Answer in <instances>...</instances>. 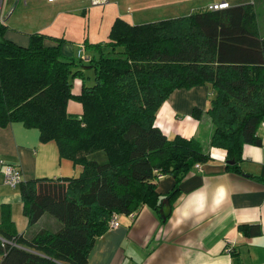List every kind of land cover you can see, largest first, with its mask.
<instances>
[{
    "label": "trees",
    "instance_id": "16d2710c",
    "mask_svg": "<svg viewBox=\"0 0 264 264\" xmlns=\"http://www.w3.org/2000/svg\"><path fill=\"white\" fill-rule=\"evenodd\" d=\"M7 29L0 20V127L21 123L38 130L40 142H55L60 159L82 171L20 184L28 226L49 214L61 228L17 235L3 206L0 264H87L113 213L128 215L143 206L158 213L194 166L211 160L196 140L168 139L155 126L158 109L175 90L211 86L210 146L225 152L227 171L264 183V167L258 176L244 175L240 167L244 146H264L257 134L264 123V35L253 4L140 25L116 18L108 53L96 44L99 56L88 66L63 56V39L35 33L23 47L4 37ZM83 67L93 69V83L74 94V81L88 70ZM71 100L81 105L80 115L68 114ZM201 114L192 112L195 119ZM165 176L174 186L162 198L157 184ZM238 230L250 238L261 233L258 225ZM232 257L237 262L235 252Z\"/></svg>",
    "mask_w": 264,
    "mask_h": 264
},
{
    "label": "crops",
    "instance_id": "0c3cea01",
    "mask_svg": "<svg viewBox=\"0 0 264 264\" xmlns=\"http://www.w3.org/2000/svg\"><path fill=\"white\" fill-rule=\"evenodd\" d=\"M5 1V7H0V20L8 27L4 37L14 44L27 46L29 38L17 35L20 41L12 33H18L15 27L20 18L16 15L13 24L9 23L15 6H10L13 0ZM91 1L105 3V0ZM28 2L30 4V0ZM219 2L222 1H209L207 6ZM25 4L26 7L28 4ZM120 17L121 14L112 11L107 18L108 25L99 35L107 39L113 21ZM20 23L25 27L22 33H42L73 41L67 34L66 23L58 27L47 23L42 26L33 20ZM45 44L54 45V42L47 40ZM65 45L61 46L64 57H75L81 49L74 51L72 46ZM69 49L71 55L68 56ZM81 56L89 59L83 58L82 53ZM83 85V80L76 79L73 93L78 94ZM213 95L210 85L175 90L160 106L155 119V126L168 139L176 135L194 139L211 160L200 164L199 169L194 167L181 181L178 192L168 200L170 212L166 220L146 206L133 212V217L118 214V227L108 228L96 239L87 264H264V183L227 171L225 152L210 146L213 126L206 110ZM77 106L70 105L71 115L82 113L81 105ZM194 109L202 111L198 119L192 116ZM257 134L264 141V126ZM242 157L240 167L244 175L258 176L264 167V146L246 145ZM5 164L16 166L24 182L78 177L82 167L60 159L56 143L40 142L36 129L26 128L21 123L0 127V220L5 206L17 235L32 238L40 231L57 232L61 225L48 214L42 215L35 225L28 226L22 212L19 187L13 189L3 183ZM173 186L172 177H160L157 192L164 198ZM239 225H258L261 233L245 237L239 232ZM232 252L236 253L237 262H234Z\"/></svg>",
    "mask_w": 264,
    "mask_h": 264
},
{
    "label": "rangeland",
    "instance_id": "374dc122",
    "mask_svg": "<svg viewBox=\"0 0 264 264\" xmlns=\"http://www.w3.org/2000/svg\"><path fill=\"white\" fill-rule=\"evenodd\" d=\"M28 1L21 0L19 4H16L17 0H13L10 4V6H15V8L9 23L13 24L12 19L16 15V18H20V20L16 21L15 27L18 33L12 32L18 40L21 41V37L29 38V35L35 34L22 33L25 30L22 28L25 27L20 22L23 20L38 21L39 25L47 23L48 26L53 25V27H58L62 23H66L68 25L67 34H69L73 41L67 42L63 38L65 41L63 44H66L65 46H72L74 51L81 48L83 58H89L90 60L92 58L97 59L99 56L100 51L95 48L96 44L100 45V50L103 54H107L109 51L106 47L109 34L107 35V39H105L99 33L101 34L108 25L107 18L112 11L121 14L120 19L130 24H145L189 16L207 7L209 1L223 0H105L104 4H99V1L94 3L91 0H30V4ZM224 1H227L231 6L235 4H253L259 33L262 36L264 35V0ZM1 2L0 7L2 9L5 7L6 1L1 0ZM26 2L28 5L25 7ZM67 54L68 56L71 55L70 49L67 51ZM89 60L83 59L82 65L88 66ZM93 79V69L85 70L83 77L84 84H92ZM70 103L73 104V107H76L79 103L76 101L69 102L67 112L71 114L72 108L69 107L72 104Z\"/></svg>",
    "mask_w": 264,
    "mask_h": 264
},
{
    "label": "built area",
    "instance_id": "2783aa9c",
    "mask_svg": "<svg viewBox=\"0 0 264 264\" xmlns=\"http://www.w3.org/2000/svg\"><path fill=\"white\" fill-rule=\"evenodd\" d=\"M50 1H53V0H50ZM228 7H229V3L226 1H222L219 3H214V4L208 5L206 7V10L217 11V10L226 9ZM81 53H82L81 50L77 51L76 56L78 59L82 58ZM261 126H264V123H262ZM194 167H195V169H199L200 165H195ZM2 175H3V183L5 185H7L8 187L13 188V189L18 188L20 186V184H22L24 182L22 179V175H21L20 170L16 166H13V165L5 164L3 166V169H2ZM133 214L134 213H130L128 215L130 217H133ZM117 220H118V214L113 213L110 217L108 228L113 229V228L118 227V221Z\"/></svg>",
    "mask_w": 264,
    "mask_h": 264
},
{
    "label": "water",
    "instance_id": "95a60500",
    "mask_svg": "<svg viewBox=\"0 0 264 264\" xmlns=\"http://www.w3.org/2000/svg\"><path fill=\"white\" fill-rule=\"evenodd\" d=\"M0 3H1V1H0ZM83 68L85 69V68H89V67H83ZM230 164H232V162ZM169 212H170V208L168 205V200L165 199L162 201V204H161V207L159 209L158 214H159L160 218L164 221L168 217Z\"/></svg>",
    "mask_w": 264,
    "mask_h": 264
}]
</instances>
